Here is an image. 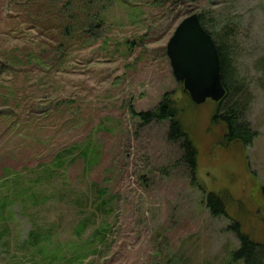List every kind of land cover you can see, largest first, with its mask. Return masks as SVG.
<instances>
[{
	"label": "rangeland",
	"instance_id": "rangeland-1",
	"mask_svg": "<svg viewBox=\"0 0 264 264\" xmlns=\"http://www.w3.org/2000/svg\"><path fill=\"white\" fill-rule=\"evenodd\" d=\"M40 4L0 0V194L14 190L15 173L28 190L38 166L91 140L96 163L86 175L84 158L68 155V183L85 193L100 184L113 196V212H98L83 236L105 227V243L78 245L72 230L85 214L66 203L72 190L57 192L64 179L54 177L34 187L46 202L17 200L0 214V264L42 259L25 245L34 224L55 229L47 251L59 245L65 259L52 264H234L240 242L228 229L232 217L264 218V0H103L100 26L70 35L58 28L62 19H52L55 7ZM193 13L206 15L216 38L233 29L229 44L255 133L250 144L227 141L224 126L212 121L218 102L190 106L186 130L198 152L197 180L180 144L170 141L168 122L141 125L130 111L154 109L166 95L186 101L167 44ZM209 192L228 214H212Z\"/></svg>",
	"mask_w": 264,
	"mask_h": 264
},
{
	"label": "trees",
	"instance_id": "trees-1",
	"mask_svg": "<svg viewBox=\"0 0 264 264\" xmlns=\"http://www.w3.org/2000/svg\"><path fill=\"white\" fill-rule=\"evenodd\" d=\"M40 1L41 9L55 7L56 10L51 12L52 19H62V21L56 22L58 23V28L62 31L63 35H70L73 33L72 31H88L93 33V30L98 28L101 24L103 8L99 2H103V0ZM47 2L49 3L47 4ZM96 2L98 3L97 6H95ZM96 7H100V9L97 10ZM93 8H95V11L92 10ZM79 14H82V18H80ZM205 18V14L200 15L202 25L213 36L215 42L217 43L221 61L222 80L227 90L225 97L218 102L220 106L213 115L212 121L213 123L221 124L222 127L224 126L225 138L227 141L250 144L255 137V133L251 131L250 125L246 121V110L250 97L247 94L245 82L238 75L237 66L235 64L236 59L233 56L234 51L231 50L232 45L229 44L231 43L230 41L234 35L232 33L233 29L229 28V31L223 30L222 35H219L216 38L214 37L213 32L210 31L209 27L206 26ZM52 19L50 20L54 21ZM43 24L45 25V21H43ZM89 39L90 37L85 39L84 42L87 43ZM62 45L63 43L61 42L60 46ZM185 93L186 101L184 103H180L178 100L171 99L168 95H166L163 101H161L154 109L144 112H136L134 108H130V111L134 118L139 120L141 125H148L153 122H168L169 139L173 143L180 144L181 149L184 150L183 159L189 163L193 179L197 180L196 161L198 152L193 139L186 130L189 124V117L185 118L189 107H195L196 104L190 98L189 93L187 91ZM90 138L91 135L89 136L88 141ZM90 141L86 146H84V148H81L79 145L68 147L57 154L52 162L38 166L39 170L35 169L32 172L35 174V178L33 179V186H29L28 190H25L23 187L22 189L19 188L20 185L18 183H20L22 175L20 173H15L14 176L16 178L14 181H16L17 185L14 186V190L12 191L11 188H9L8 192H2L0 194V214L5 212L7 206L15 203L17 200L27 204L33 203L32 205L36 206H38L41 201L46 202L49 196H42V191L39 194L34 191V189H36L34 187L41 186L42 188L45 182H51L50 179H54V177L60 180L64 179L61 184V188L57 189V192H62L64 190L65 193V191H68L66 190V187H69L72 190L71 193H73V196L69 197L66 203H68L71 207L77 208L78 212L79 208H81L83 210L81 212L85 214V217H83L80 222L78 219L76 226L73 228V238H71V240L77 242L78 245L79 242L90 244V248H92L93 244H96L98 241L100 243H105L108 239L109 233L105 227L95 229L91 236L87 238H83V236L86 234L87 230L97 217L98 212L103 214V216H108L113 212V205L110 203L113 196H110L109 191L103 189L100 184L96 182L89 185L90 189L93 187L90 192L91 194L79 191V188L69 186V183L71 184V182L69 181L70 176L68 175L67 169L69 164L68 155L78 152V155L80 154L84 158L85 166L83 172L86 175L93 164L96 163L93 155L96 156L98 151L92 149ZM9 180L10 178L3 180L1 185L6 187ZM92 194L94 195V198H96L95 200H92ZM206 196V203L211 209L213 215L219 216L228 214L225 203L217 194L209 192ZM106 197L108 199H106ZM32 205L30 206L32 207ZM232 219L233 222L228 229L235 233L240 242L238 249H236L232 254L236 260L234 264H264V218L254 221L251 217L249 218L248 216H244L243 218L240 216V213H237L236 215L234 214ZM55 233L56 232L53 226L44 228V226H36L35 224L29 231V236L25 241V245L34 249L35 254L37 253L42 256L41 260H35L36 264H52L56 260L60 261L65 259V257H61V255H59V245H56V249H54L51 253L47 251L48 247L46 242L51 246L55 244L53 242ZM0 235H2V233H0ZM258 237L261 240H257L256 238Z\"/></svg>",
	"mask_w": 264,
	"mask_h": 264
},
{
	"label": "water",
	"instance_id": "water-1",
	"mask_svg": "<svg viewBox=\"0 0 264 264\" xmlns=\"http://www.w3.org/2000/svg\"><path fill=\"white\" fill-rule=\"evenodd\" d=\"M167 55L174 77L183 82L195 104L209 99L220 102L225 97L218 46L198 13L179 23L167 44Z\"/></svg>",
	"mask_w": 264,
	"mask_h": 264
}]
</instances>
